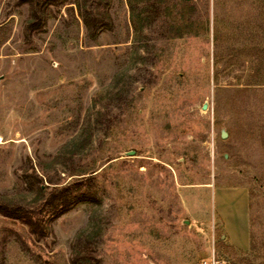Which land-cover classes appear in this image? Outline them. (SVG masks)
I'll return each instance as SVG.
<instances>
[{
    "label": "rangeland",
    "instance_id": "374dc122",
    "mask_svg": "<svg viewBox=\"0 0 264 264\" xmlns=\"http://www.w3.org/2000/svg\"><path fill=\"white\" fill-rule=\"evenodd\" d=\"M72 2L27 32L29 6L0 0V195L35 209L83 182L96 201L42 239L0 214V264H71L83 230L100 264H264V0H145L141 36L127 0H111L97 41ZM220 187L249 193L246 252L222 239Z\"/></svg>",
    "mask_w": 264,
    "mask_h": 264
},
{
    "label": "trees",
    "instance_id": "16d2710c",
    "mask_svg": "<svg viewBox=\"0 0 264 264\" xmlns=\"http://www.w3.org/2000/svg\"><path fill=\"white\" fill-rule=\"evenodd\" d=\"M144 1L127 0L132 14L133 27L140 36L143 33V29L138 24L140 16L136 17V15L143 14V11H139V7ZM21 2L29 6L26 31L32 32L46 27L48 21L46 15L50 6H60L70 2V0H21ZM71 4L77 7L90 40L97 41L103 32L113 29L112 19L109 14L111 0H96L95 6L91 5L90 0H73ZM88 7L90 10H88ZM138 12L140 13L138 14ZM175 27L177 29V37H181L187 28L179 25ZM67 148L68 146L62 148L55 156L49 164L51 168L56 169L57 166L61 165L60 162L65 157ZM29 169L32 170L31 174L28 173ZM24 172L23 178L27 186V192L38 199L44 200L47 187L44 188L43 186V178L32 167H27ZM49 181L52 185H58L51 180ZM82 183H75L66 187L55 186L48 197L35 209L28 208L29 204L26 202L28 196L26 195H0V214L23 222L37 239L46 238L52 234V223L62 215L73 210L78 204L96 201L92 193H80ZM98 244V235L89 234L86 230L80 231L71 244V264H100V260L96 256Z\"/></svg>",
    "mask_w": 264,
    "mask_h": 264
},
{
    "label": "crops",
    "instance_id": "0c3cea01",
    "mask_svg": "<svg viewBox=\"0 0 264 264\" xmlns=\"http://www.w3.org/2000/svg\"><path fill=\"white\" fill-rule=\"evenodd\" d=\"M215 209L223 230L222 239L239 252L250 247L249 193L243 187L215 190Z\"/></svg>",
    "mask_w": 264,
    "mask_h": 264
},
{
    "label": "water",
    "instance_id": "95a60500",
    "mask_svg": "<svg viewBox=\"0 0 264 264\" xmlns=\"http://www.w3.org/2000/svg\"><path fill=\"white\" fill-rule=\"evenodd\" d=\"M190 1V0H188ZM204 110H206V107L204 106ZM227 137V134L225 132H222V138L225 139ZM134 155V154H131Z\"/></svg>",
    "mask_w": 264,
    "mask_h": 264
},
{
    "label": "built area",
    "instance_id": "2783aa9c",
    "mask_svg": "<svg viewBox=\"0 0 264 264\" xmlns=\"http://www.w3.org/2000/svg\"><path fill=\"white\" fill-rule=\"evenodd\" d=\"M213 264H217L216 262H213Z\"/></svg>",
    "mask_w": 264,
    "mask_h": 264
}]
</instances>
